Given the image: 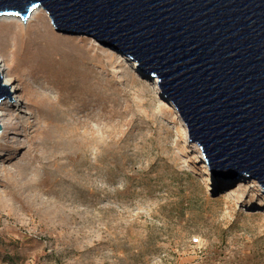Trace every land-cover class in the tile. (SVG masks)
<instances>
[{
	"label": "rangeland",
	"instance_id": "rangeland-1",
	"mask_svg": "<svg viewBox=\"0 0 264 264\" xmlns=\"http://www.w3.org/2000/svg\"><path fill=\"white\" fill-rule=\"evenodd\" d=\"M40 10L0 17L13 83V108L1 102L0 264H264L254 183L206 191L173 112L128 59L57 34ZM46 43L76 64L33 57Z\"/></svg>",
	"mask_w": 264,
	"mask_h": 264
},
{
	"label": "water",
	"instance_id": "water-1",
	"mask_svg": "<svg viewBox=\"0 0 264 264\" xmlns=\"http://www.w3.org/2000/svg\"><path fill=\"white\" fill-rule=\"evenodd\" d=\"M35 8L123 54L177 113L205 190L246 178L264 211V0H0V17ZM8 91L0 74L13 108Z\"/></svg>",
	"mask_w": 264,
	"mask_h": 264
},
{
	"label": "bare ground",
	"instance_id": "bare-ground-1",
	"mask_svg": "<svg viewBox=\"0 0 264 264\" xmlns=\"http://www.w3.org/2000/svg\"><path fill=\"white\" fill-rule=\"evenodd\" d=\"M14 17V16H11ZM38 17H41V10L40 8H35L29 15L27 22L28 21H32ZM17 19V21L21 22V20L18 17H14ZM52 26V25H51ZM47 34L51 37V32L47 31ZM15 52L21 53L22 50L21 48L16 49ZM33 57H40L43 64H49L50 66L53 67H57L60 70H65V69H69L72 66H74L76 63V61L70 59L67 60V57H65V54L59 50H56L55 48L52 47V45L50 43H46L43 44L35 53H33ZM123 56L119 57V60H122ZM10 69L8 64L4 61L3 56L1 55L0 52V74L3 76L4 79V86L5 87H10V85H12L13 83H11V75H10ZM30 75H32L33 72H31L29 70ZM134 79L135 81L138 83V81H142L146 84V86L151 90L152 94L148 91L147 88H145L144 86H142V88H144V90L148 91V93L150 94V96L152 97V99L154 100V102H157L159 104V106H164L165 103H167L168 105V109L171 110L173 112L174 115V119L176 121H178L180 127H179V132L182 138H184L185 142H186V131L185 128L183 127L177 113L175 112V110L172 108V106L167 102V100L164 98V96L162 95L161 91L159 89H157L155 87V85L153 83H151L148 80H143V78L140 77V74L138 72L135 73L134 75ZM3 106V103H0V125L1 128L4 130V128L7 126V121L5 119V117H3L2 115V110L1 107ZM1 132L0 135L3 134V131ZM236 185L239 186V184L237 183ZM234 185L233 187H231L230 189L226 190L225 192H229L230 195H234V187L236 186ZM227 196H223V200H226Z\"/></svg>",
	"mask_w": 264,
	"mask_h": 264
}]
</instances>
